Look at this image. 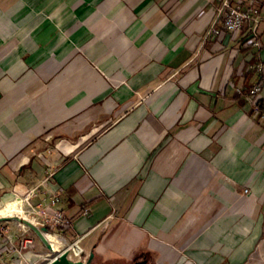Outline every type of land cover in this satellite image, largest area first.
<instances>
[{
    "label": "crops",
    "instance_id": "crops-1",
    "mask_svg": "<svg viewBox=\"0 0 264 264\" xmlns=\"http://www.w3.org/2000/svg\"><path fill=\"white\" fill-rule=\"evenodd\" d=\"M223 1L0 0V264L48 250L7 214L36 187L93 264H264V22L212 32Z\"/></svg>",
    "mask_w": 264,
    "mask_h": 264
},
{
    "label": "built area",
    "instance_id": "built-area-1",
    "mask_svg": "<svg viewBox=\"0 0 264 264\" xmlns=\"http://www.w3.org/2000/svg\"><path fill=\"white\" fill-rule=\"evenodd\" d=\"M264 22V0H224L221 7L220 18L214 23L211 31L216 34H222L227 32H239L242 31L247 24H249V31L251 33V42L255 46H262V39L260 34V25ZM251 69L258 72L260 78L251 88L247 90L249 98L254 103V111L258 119L264 123V112H260L259 98L262 86L264 85V59L257 61L250 65ZM248 192L249 189H246ZM39 189L38 187L32 188L23 198V202L26 203V210L23 208L26 217L39 227H47L45 232L48 235L55 234L60 241H57L56 249L53 245V249H49L43 256L48 262L55 259L59 254L64 251L74 257H78L82 247L79 242L80 239L68 241L66 238V231L71 227V221L66 211V204L58 189L49 187L47 196L42 199H37ZM87 213V210L84 211ZM23 224L25 231L28 227ZM30 227V226H29ZM28 227V228H29ZM6 233L5 229H0V235ZM9 243L12 245L10 264H23L24 250L33 248L35 245L34 239L22 235L9 234ZM3 255H0V259L3 260Z\"/></svg>",
    "mask_w": 264,
    "mask_h": 264
},
{
    "label": "water",
    "instance_id": "water-1",
    "mask_svg": "<svg viewBox=\"0 0 264 264\" xmlns=\"http://www.w3.org/2000/svg\"><path fill=\"white\" fill-rule=\"evenodd\" d=\"M5 218H8V217H3L2 219H5ZM13 218L18 219L19 221L33 228L39 234L41 239L47 244V247L51 250L53 249L52 243L49 242V240L44 234L48 230L47 227L45 226L39 227L36 224H34L32 221H30L29 219L21 217V216H16ZM93 257H94V253H91V255L87 256L86 251L82 248L77 258L70 255L68 251H64L61 254H59L55 259H53L52 261L46 264H93L92 262ZM133 264H147V262L145 260H140V261L134 262Z\"/></svg>",
    "mask_w": 264,
    "mask_h": 264
},
{
    "label": "rangeland",
    "instance_id": "rangeland-1",
    "mask_svg": "<svg viewBox=\"0 0 264 264\" xmlns=\"http://www.w3.org/2000/svg\"><path fill=\"white\" fill-rule=\"evenodd\" d=\"M25 197V196H24ZM23 196L21 197H18V201H17V208L18 209H20L21 207H24V209L26 210V203H24L23 202V198H24ZM5 206V205H4ZM22 209V212L24 213V211H23V208H21ZM25 214V213H24ZM14 216H12V217H10V220H14V221H16V223L18 222V219H16V218H13V217H16V216H19V214H18V211L16 212H14V214H13ZM26 215V214H25ZM9 220V219H8ZM4 225H6V224H0V229H6V227H8L7 225H6V227L4 226ZM28 226V225H27ZM29 227V226H28ZM35 236H36V238H38V239H40L41 237L39 236V234L36 232V231H34V230H32V228L31 227H29L28 228ZM28 231V230H27ZM34 231V232H33ZM19 236L20 237H22V234L20 233L19 234ZM24 236H26V234H24ZM86 242V241H85ZM83 244V243H82ZM48 251V250H47ZM46 251V252H47ZM43 254H44V252L43 253H41V255H40V257L35 261V263L34 264H46V263H48V260H46V258L43 256Z\"/></svg>",
    "mask_w": 264,
    "mask_h": 264
},
{
    "label": "bare ground",
    "instance_id": "bare-ground-1",
    "mask_svg": "<svg viewBox=\"0 0 264 264\" xmlns=\"http://www.w3.org/2000/svg\"><path fill=\"white\" fill-rule=\"evenodd\" d=\"M10 204H11L10 209L7 212L8 215H13L15 211L16 212L18 211V214L21 215V217H26V215L22 212V209L17 208V206H18L17 202H12ZM44 234L47 237V239L49 240V242L52 243V245H54V247L56 249H58L57 248V246H58L57 241H60L59 238L55 234H52L51 236L46 234V233H44Z\"/></svg>",
    "mask_w": 264,
    "mask_h": 264
},
{
    "label": "trees",
    "instance_id": "trees-1",
    "mask_svg": "<svg viewBox=\"0 0 264 264\" xmlns=\"http://www.w3.org/2000/svg\"><path fill=\"white\" fill-rule=\"evenodd\" d=\"M259 109H260V112H264V99H260L259 100ZM254 111V110H253ZM255 112V111H254Z\"/></svg>",
    "mask_w": 264,
    "mask_h": 264
}]
</instances>
